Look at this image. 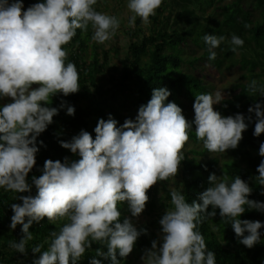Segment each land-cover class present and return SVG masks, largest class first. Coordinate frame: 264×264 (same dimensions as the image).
Segmentation results:
<instances>
[{
    "label": "clouds",
    "instance_id": "9594fccd",
    "mask_svg": "<svg viewBox=\"0 0 264 264\" xmlns=\"http://www.w3.org/2000/svg\"><path fill=\"white\" fill-rule=\"evenodd\" d=\"M162 3L128 0L127 8L133 13L129 26L135 27L137 17L149 23ZM96 4L97 0H44L24 10L22 0H0V97L11 99L0 108V188L30 193L34 185L37 190L35 196L16 197L22 203L11 205L10 229L22 225L24 235L9 248L26 256L28 242L34 238L29 231L33 222L45 217L51 224L63 222L58 232L52 231L43 243L32 246L33 254L40 253L33 264H70V260L77 264L92 242L107 247L106 253L97 249V256L120 264L117 253L126 258L147 230H138L129 218L121 223L118 204L127 201L132 217H139L149 200L148 190L177 175L193 123L196 139L213 154L235 149L248 127L243 114L223 117L214 110L213 106L224 99L220 90L196 94L195 116L190 122L176 103L165 104L171 95L166 87L154 88L134 121L126 119L117 126L109 115L107 120H98L95 138L81 130L70 141L61 140V147L80 159H48L42 175L33 176L29 184L26 178L39 151L37 137L58 114L57 107L45 105L58 93L68 96L80 90L79 72L73 62L66 63L68 51L63 46L77 29L87 32L91 25L92 41L103 44L120 27L115 15L97 11ZM244 27L251 25L245 23ZM225 39L223 35H204L209 61L217 58L215 49ZM230 44L231 51L237 53L244 40L232 35ZM247 92L264 96V84L253 79ZM65 106L62 101L60 108ZM248 112L255 114L253 135L259 137L264 133L262 105L256 103ZM67 114L74 115L75 108L67 106ZM259 155L264 157V143L259 146ZM256 171V182L264 186V159ZM208 181L211 186L199 194V202L188 203L181 190H170L172 207L159 221L162 243L158 246L157 240L152 241L141 257L143 264H216L215 254L207 250L205 238L197 230L199 224L217 215L216 209L230 223L239 243L251 249L260 242L259 230L264 224L239 218L245 206L264 212V203L248 199L252 192L249 184L239 176L230 179L226 173L219 177L212 173ZM44 244L48 247L42 251ZM90 264L101 262L93 258Z\"/></svg>",
    "mask_w": 264,
    "mask_h": 264
},
{
    "label": "trees",
    "instance_id": "16d2710c",
    "mask_svg": "<svg viewBox=\"0 0 264 264\" xmlns=\"http://www.w3.org/2000/svg\"><path fill=\"white\" fill-rule=\"evenodd\" d=\"M220 1L223 0H163V7L151 17L153 26L149 36L140 37L138 30H132L131 36L137 38V41L129 47L120 76L111 78L110 89H106L105 84L100 82V76L109 64V54L105 53V62L101 63L96 51L93 61L89 63L88 51L93 35L92 27L89 25L87 32L77 29L73 39L63 47L68 51L66 63L73 62L79 72L80 90L68 96L58 93L52 96V101L46 105L57 107L58 114L53 117V123L37 137L36 146L39 151L36 154V164L26 178L28 183H32L33 176L42 175L44 162L48 159L61 162L65 157L69 160L80 159L78 155L61 147V140L70 141L81 130L88 131L95 138L94 128L98 120L101 118L107 120L109 115L118 122L117 126L122 125L126 119L134 121L139 107L146 105L151 99L154 88L166 87L171 95L165 104L176 103L182 109L183 115L187 109L184 99L194 111L196 94L210 92L200 79L185 72L184 68L193 66L200 59L206 60L217 69L240 65V68L246 71L245 78L249 77L250 81L255 79L258 84H264V0H235L231 4L218 6ZM22 2L26 10L32 4L44 0H22ZM247 2L253 3V9L260 12V20H254L253 10L245 8L244 4ZM135 23L138 25L140 20L137 18ZM245 23L250 24L251 27L245 28ZM205 34L226 37L215 49L217 58L213 61L208 60L209 53L203 40ZM232 35L244 40V45L238 48L237 53L231 51ZM190 44L202 51L200 58L185 59V49ZM239 54L242 56L241 60L237 59ZM248 83L238 85V93L225 100L220 108L223 117L243 114L246 117L245 123L248 124L238 146L230 149L233 161L223 167L219 158L198 161L197 158L185 155V159L181 161L184 168L182 194L185 195L186 202L192 203L194 200L199 202V194L211 186L208 181L210 174L215 173L219 177L226 173L230 179L239 176L249 184L252 192L248 199L264 203V195L261 194L264 192V186L259 185L255 180L259 175L256 169L264 159L259 155V146L264 143V133L259 137L253 135L256 118L254 113L248 112L249 107H254L256 103H260L264 110V99L258 93L255 96L249 95ZM62 101L66 105L64 108H60ZM67 106L75 108L74 115L67 114ZM249 116L252 117L250 121L247 119ZM195 127L193 123L189 140L202 145L203 142L196 139ZM40 141H43V144ZM206 152L205 149L203 152L194 151L193 154L204 157ZM36 192L34 185L30 193H14L0 188V238L10 236L12 242L20 241L24 235L21 231L22 225H17L14 230L10 229L13 215L11 205L22 203L16 197L35 196ZM154 194L155 185L147 192L149 200L145 209L155 208ZM245 208L246 211L239 217L240 219L260 221L264 224V212L248 209L247 206ZM118 210L121 212L122 223L125 219L124 214L131 213L127 201L120 202ZM211 210L210 206L209 211ZM216 212L215 217L197 226V230L205 238L207 250L215 254L216 264H264V227L259 230L260 242L249 249L239 243L230 223L220 217L219 209H216ZM140 229H146L147 234L140 235L134 248L144 251L151 245V234L148 228H138ZM29 231L34 238L28 242L27 255L14 251V255L8 256L7 252L0 250V263L16 264L22 259L23 264H33V260L38 259L40 253L33 254L32 246L43 243L52 231L58 232L59 226L51 224L45 217L39 223L33 222ZM47 247L48 244H44L42 251ZM97 249L107 252L105 245L92 242L91 247L86 250L77 264H90L93 258L99 260L101 264H111L110 258L97 256ZM127 257L121 258L117 253L120 264H123Z\"/></svg>",
    "mask_w": 264,
    "mask_h": 264
},
{
    "label": "rangeland",
    "instance_id": "374dc122",
    "mask_svg": "<svg viewBox=\"0 0 264 264\" xmlns=\"http://www.w3.org/2000/svg\"><path fill=\"white\" fill-rule=\"evenodd\" d=\"M235 0H223L218 3V6H225L231 4ZM11 2V0H10ZM128 0H97V4L94 6L99 12H103L109 15H115L120 20V27L116 32V35L110 40L103 44L90 41V49L88 51V62L91 63L94 59V54L97 51L101 63L105 62V53L109 54V64L107 65L105 72L100 76V82L105 84L106 89H110L112 85L109 83L112 77H119L123 69L124 63L128 56L129 47L132 43L137 41V38L131 36L132 30H138L139 36H149L152 30L153 21L152 16L149 18L150 22L144 24L139 17L140 23L135 27H130L128 24L129 18L133 15L132 12L127 8ZM162 5L156 10L163 7ZM246 9L253 10L254 20H260V12L253 9V3L247 2L244 4ZM185 59L191 60L193 57H201L202 51L195 47L193 44L188 45L185 49ZM241 54L238 55L237 59L241 60ZM206 65H208L206 67ZM184 71L200 79L208 88L210 93H215L217 90L223 92L224 99L219 103L214 105V110L220 113V108L223 106V102L230 99L233 95L238 93L237 86L240 84H246L250 81L249 77L245 78L246 71L240 68V65L231 68L224 67L223 69H217L212 67L206 60L200 59L199 62L195 63L193 66H186ZM264 99V96H262ZM52 97L50 98V102ZM11 99L8 97H1L0 107H3L7 103H10ZM187 109L184 112V116L188 121H193L195 113L190 108L188 101L184 99ZM46 106V105H45ZM136 117V116H135ZM134 117V120H135ZM203 152L205 151L203 144L197 145L193 141L189 140L184 148V156L189 155L190 158H197L198 161L210 160L212 158H219L221 167L233 161V156L230 149L225 153H208L204 157L194 155L193 152ZM176 189L183 191L184 189V168L180 163L179 170L175 178H170L166 181H160L155 185V194L153 201L155 208L153 210L145 209L139 217H132L131 213L124 214L125 218H129L134 226L138 228H148L151 234V243L153 240L162 243L161 240V225L159 223L160 219L166 213L168 208H171L170 203V190ZM63 222L56 224L57 226H62ZM12 242L11 237L0 238V250L7 252L8 256L14 255V250L9 248V244ZM151 248V245L148 249ZM145 251V250H144ZM144 251H139L133 248L131 254L127 257L123 264H143L141 257ZM24 260H19L16 264H23ZM5 264V263H0Z\"/></svg>",
    "mask_w": 264,
    "mask_h": 264
}]
</instances>
